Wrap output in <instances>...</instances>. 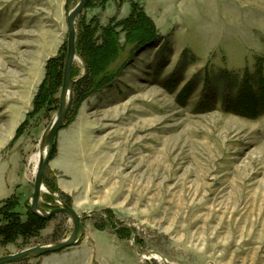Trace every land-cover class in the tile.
<instances>
[{
  "label": "rangeland",
  "instance_id": "1",
  "mask_svg": "<svg viewBox=\"0 0 264 264\" xmlns=\"http://www.w3.org/2000/svg\"><path fill=\"white\" fill-rule=\"evenodd\" d=\"M80 1L0 0V157L19 146L31 183L59 109L28 116L47 61L68 47L67 18ZM91 1L76 29L94 21L101 36L139 1L160 41L73 102L57 136L44 177L83 219L79 243L12 264H264V115L239 116L222 103L233 79L240 84L264 60V0ZM73 70L77 81L83 62ZM32 193L14 194L24 218ZM48 198L45 209L59 206ZM73 230L69 216L56 215L37 237L0 245V257Z\"/></svg>",
  "mask_w": 264,
  "mask_h": 264
},
{
  "label": "trees",
  "instance_id": "2",
  "mask_svg": "<svg viewBox=\"0 0 264 264\" xmlns=\"http://www.w3.org/2000/svg\"><path fill=\"white\" fill-rule=\"evenodd\" d=\"M99 30V25L94 21L90 24L84 22L77 24L76 48L84 64L85 73L79 77L74 86L76 108L87 98L112 84L126 65L131 64L135 57L148 48L156 46L160 41L155 22L139 1L132 2V10L128 18L102 29L101 36H98ZM122 35H124L125 44H122ZM66 56L67 46L64 45L57 57L47 61L45 78L35 95L34 110L28 117L45 110L60 109V92L64 81ZM122 56H124V64L115 71L111 70L112 65ZM74 75L73 70L75 78L76 75ZM225 90L226 94L222 103L227 112L252 119L262 117L264 115V60L258 63L254 74L247 73L240 84L233 79L231 86L226 87ZM206 92L207 90H204L205 94ZM27 122L25 120L18 128L14 140L22 135ZM55 154L56 148H54L53 156ZM44 182L51 191H58L51 179L48 181L44 177ZM51 199L48 198V200ZM2 204L0 208V245L2 246L13 244L19 239L28 240L37 237L51 220L35 215L30 210L24 218V214L19 211L21 202L15 195L3 201ZM44 207L48 208L47 205Z\"/></svg>",
  "mask_w": 264,
  "mask_h": 264
},
{
  "label": "water",
  "instance_id": "3",
  "mask_svg": "<svg viewBox=\"0 0 264 264\" xmlns=\"http://www.w3.org/2000/svg\"><path fill=\"white\" fill-rule=\"evenodd\" d=\"M89 1L90 0H81L78 5L70 12L67 18L69 29L68 47L64 69V81L60 94V109L58 112V116L45 139V141H47L49 145V151L46 154L45 158L40 161L34 182V192L31 197V204L29 206V210L31 211V213L38 215L44 219H51L53 216L58 214H65L69 216L74 223L73 233L68 239L56 244L35 246L13 255L0 257V264H11L31 256L43 257L49 254L59 253L78 244L81 236L84 233L83 219L73 207L65 206L62 208H55L50 212H46V210L41 207V195L43 189L45 188L43 182L44 175L52 158L56 138L59 134V131L62 129L65 120L70 114L74 102V86L76 81L73 79V67L75 61L78 59L76 51V21Z\"/></svg>",
  "mask_w": 264,
  "mask_h": 264
},
{
  "label": "crops",
  "instance_id": "4",
  "mask_svg": "<svg viewBox=\"0 0 264 264\" xmlns=\"http://www.w3.org/2000/svg\"><path fill=\"white\" fill-rule=\"evenodd\" d=\"M18 148L0 157V203L12 197L16 191L20 192V189L29 192L32 188L30 178L24 169L25 153Z\"/></svg>",
  "mask_w": 264,
  "mask_h": 264
},
{
  "label": "bare ground",
  "instance_id": "5",
  "mask_svg": "<svg viewBox=\"0 0 264 264\" xmlns=\"http://www.w3.org/2000/svg\"><path fill=\"white\" fill-rule=\"evenodd\" d=\"M91 1V0H90ZM89 1V2H90ZM88 2V3H89ZM88 5V4H87ZM87 7V6H86ZM85 7V8H86ZM84 11V10H83ZM76 42H77V36H76ZM76 51H77V48H76ZM67 57V56H66ZM74 68V67H73ZM73 79H74V77H73ZM75 80V79H74ZM76 81V80H75ZM77 82V81H76ZM76 84V83H75ZM62 90V89H61ZM60 94H61V92H60ZM57 139V138H56ZM55 143H56V141H55ZM55 148V147H54ZM48 151H49V145H48V143H46L45 144V146L42 148V150L35 156V158H34V164H35V171H36V173H37V171H38V168H39V164H40V161L43 159V158H45V156H46V154L48 153ZM54 151V150H53ZM44 191H47V189L45 188L44 189Z\"/></svg>",
  "mask_w": 264,
  "mask_h": 264
}]
</instances>
